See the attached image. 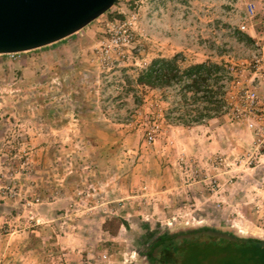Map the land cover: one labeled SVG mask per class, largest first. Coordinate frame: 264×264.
<instances>
[{
  "label": "rangeland",
  "instance_id": "rangeland-1",
  "mask_svg": "<svg viewBox=\"0 0 264 264\" xmlns=\"http://www.w3.org/2000/svg\"><path fill=\"white\" fill-rule=\"evenodd\" d=\"M171 57L220 67L215 114L136 82ZM202 225L264 239V0H117L0 54V264H148L150 232Z\"/></svg>",
  "mask_w": 264,
  "mask_h": 264
},
{
  "label": "trees",
  "instance_id": "trees-1",
  "mask_svg": "<svg viewBox=\"0 0 264 264\" xmlns=\"http://www.w3.org/2000/svg\"><path fill=\"white\" fill-rule=\"evenodd\" d=\"M221 74L222 70L214 63L199 62L180 68L175 57L157 58L140 70L136 82L158 88L176 85L183 101L187 92L193 97L202 89L212 92L213 95L207 96V105L198 106L208 118L218 109V100L212 98L218 92L209 89V86L213 81L216 86ZM211 109L213 113H210ZM184 111L188 114L191 110ZM195 111H198L197 108ZM181 120L182 125L194 122L190 117ZM142 254L148 264H264V239L237 235L215 225H202L176 231L150 232L145 236Z\"/></svg>",
  "mask_w": 264,
  "mask_h": 264
},
{
  "label": "water",
  "instance_id": "water-1",
  "mask_svg": "<svg viewBox=\"0 0 264 264\" xmlns=\"http://www.w3.org/2000/svg\"><path fill=\"white\" fill-rule=\"evenodd\" d=\"M117 0H0V54L28 51L86 26Z\"/></svg>",
  "mask_w": 264,
  "mask_h": 264
},
{
  "label": "crops",
  "instance_id": "crops-1",
  "mask_svg": "<svg viewBox=\"0 0 264 264\" xmlns=\"http://www.w3.org/2000/svg\"><path fill=\"white\" fill-rule=\"evenodd\" d=\"M75 33H76V32H75ZM73 34H74V33H73ZM73 34H71V35H69V36H67V37H65V38H62V39H60V40H58V41H55V42H53V43H50V44H48V45L56 46L61 40H64V39H71ZM48 45H45V46H42V47H46V46H48Z\"/></svg>",
  "mask_w": 264,
  "mask_h": 264
},
{
  "label": "built area",
  "instance_id": "built-area-1",
  "mask_svg": "<svg viewBox=\"0 0 264 264\" xmlns=\"http://www.w3.org/2000/svg\"><path fill=\"white\" fill-rule=\"evenodd\" d=\"M241 27H243V25H242ZM16 53H18V52H14V53H6V54L13 55V54H16Z\"/></svg>",
  "mask_w": 264,
  "mask_h": 264
}]
</instances>
